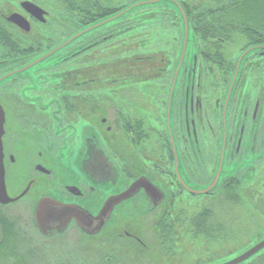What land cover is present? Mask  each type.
<instances>
[{
  "label": "flooded vegetation",
  "instance_id": "flooded-vegetation-1",
  "mask_svg": "<svg viewBox=\"0 0 264 264\" xmlns=\"http://www.w3.org/2000/svg\"><path fill=\"white\" fill-rule=\"evenodd\" d=\"M110 1L102 0L105 5L90 4L88 8V0H54L50 9L39 0H0V263L46 264L53 255L59 263L86 264L95 260L96 249L89 243L110 228L112 232H120L114 247L122 249L125 243L134 242L146 248L142 239L130 232L139 216L138 221H142L139 229H143L147 218L162 205L170 206L169 212H173L176 201H180L183 195L211 200L225 196L235 204V198L242 199L237 194L236 182L242 180L248 170L264 164V102L246 99V110L242 116L247 120L248 127L259 125V128L250 129L256 131V136L258 134L257 143L246 144L244 136L249 128H241L235 144L233 133L237 136V132L234 120L238 115L231 120L237 83L245 60L257 52L264 57V48L246 52L264 46V43L251 45L241 52L233 65V76L224 97L215 99L216 116L221 122L217 128L221 143L215 144L213 158L216 166L209 178L197 170L204 167V163L192 169L194 163L189 162L186 151L178 143L174 125V105L181 76L190 59V47L200 37L193 33L222 42L225 41L222 34H229L224 29H231L235 34L261 40L264 38V19L258 16H263L258 9L263 12V8L256 9L254 18L252 13L240 18L234 15L241 23L220 12L221 24L215 26L218 23H210L209 17L190 16V5L186 0H176L186 14V32L181 11L172 0H158L161 2L128 11L117 19L115 16L128 7L150 0L133 1L119 7L111 5ZM13 5L16 9L12 10ZM157 6L162 10H169V6L178 10L172 9L178 12L174 23L179 29L173 38L180 43L163 118L165 130L162 136L166 138L164 150L167 155L164 169L167 185L164 188L157 178L159 165L156 162H150L141 173L136 167L130 173L128 169H133V160L119 161V155L106 141L111 140L110 137L134 141L139 152L143 142L149 139L152 120L145 118L144 121L139 115H123L122 111L114 109H109L105 115H91L88 111V82L74 81L75 84H71L66 79L68 69L61 66L58 58L61 52L82 41L88 48L81 53L92 55L109 40L145 37L135 33L138 22L142 20H136L135 15L133 18L130 16L136 10ZM88 19H91L89 23ZM100 21L107 22L62 50L53 52L89 25ZM104 28L106 30L98 32ZM47 35L51 38L46 43L44 37ZM186 37L187 48L182 55ZM211 46L213 56L222 52L223 44L212 42ZM81 53L73 54L79 56ZM47 55L50 56L46 58ZM178 65L180 74L169 113L168 103ZM197 163L200 162L196 161L195 165ZM217 174L220 175L218 186L207 194H201L213 183ZM180 191L182 194L177 193ZM259 200H263L264 206V193L258 196L255 205V210L264 218L257 208ZM140 203L145 205L146 210L139 216L133 215L134 218L128 217L125 229L121 230L119 224H115L120 220L119 212L125 208H139ZM104 210L106 213L100 219L103 226L98 233L91 234L90 231L98 228L99 222L95 218H99ZM206 216H212L210 208L199 214L192 226L200 235L213 238L224 227L209 224V220H203ZM165 230L171 239L173 229L168 227ZM110 236H105L102 250L108 251L112 246ZM262 241L264 239L259 243ZM121 260L120 257H112L104 263L120 264Z\"/></svg>",
  "mask_w": 264,
  "mask_h": 264
},
{
  "label": "rangeland",
  "instance_id": "rangeland-1",
  "mask_svg": "<svg viewBox=\"0 0 264 264\" xmlns=\"http://www.w3.org/2000/svg\"><path fill=\"white\" fill-rule=\"evenodd\" d=\"M39 1L52 9L51 2L54 0ZM101 1L88 0V8L90 4L105 5ZM133 1L138 0H112L110 4L119 7ZM186 1L190 5V16L209 17L210 23H218L215 26L221 24L220 12L230 18L234 15L240 18L241 15L247 16L252 13L254 18L256 9L263 8V12L262 9H258V13H262L263 16L259 14L258 16L264 19V0ZM13 9H16L14 5ZM168 9L162 10L159 6L146 7L136 10L130 16L133 18L135 15L136 20H142L138 22L139 27L135 33L145 35L143 38L128 36L109 40L104 42L102 47H98L97 52L92 55L81 53L84 48H88V45L82 41L58 55L61 66L68 69L66 79L70 80L71 84H75L74 81L88 82V111L91 115H105L106 111L114 109L122 111L123 115H139L144 121L145 118L152 120L149 125L148 133L151 132L149 139L143 142L139 152L138 144L134 141H126L123 138L119 140L114 137L106 141L119 155V161L133 160L131 165L133 169H128L130 173L135 167L141 173L150 162H156L160 166H157V176H159L157 178L162 182L159 183L163 188L167 185L166 180L164 182L167 155L164 150L166 138L162 136L165 130L163 118L166 114L174 66L180 53V43L178 39L173 38L179 32L178 25L174 23L178 10L171 6ZM172 9L177 11L174 12ZM160 12L166 14L162 15ZM235 20L240 22L236 18ZM90 21L91 19H88V23ZM104 30L106 29H100L98 32ZM224 31H229V34H222V39L225 40L222 42L219 39H206L192 32L200 37H197L194 46L190 47V59L182 73L174 105V125L179 137L178 143L182 150L186 151L189 162L194 163L193 170L204 163V167L197 170L208 178L216 166L213 158L215 144L221 143V138L217 134L218 123L221 126V122L216 116L218 111L215 108V99L224 97L233 76V65L241 52L251 45L264 43V38L257 40L235 34L231 29ZM44 38L47 43L51 35ZM212 42L223 44L222 52L218 56L212 55ZM77 52L81 54L79 56L73 54ZM237 85L231 115V120L238 115L234 120L236 123L234 130L237 132V136L233 133L234 142L237 143L241 128H249L244 136L245 143L253 145L258 142L256 139L258 134L256 136V131L250 129L259 128V125L248 127L247 120L242 116L246 110V99L264 102V57H260L258 52L245 60ZM93 120H96V117H93ZM131 138L133 139V136ZM196 161L200 163L195 165ZM263 184L264 164L257 169L248 170L243 179L236 182L237 194H240L242 199L235 198V204L225 196L211 200V198L193 199L183 195L180 201H176L173 212H169L170 206L162 205L155 214L147 218L148 221L145 222L143 229L142 227L139 229L142 221L138 220L139 215L146 210L145 205L140 203L139 208H125L119 212L120 220L115 224H119L120 229L124 230L128 217L134 218L133 215H138L137 223L130 232L139 236L146 244V248L134 242L125 243L122 249L114 247L118 240L117 234L120 232H112L110 228V231L104 232L102 236L92 239V243H89L96 249V253L95 260L86 264H105L104 260L112 257H120L122 259L120 264H224L231 261L264 239V218L255 210L258 196L264 193ZM177 193L182 194L181 191ZM207 208L211 209L212 216H206L203 220L224 227V230L213 235V238L200 235L192 226L196 217ZM168 227L173 229L171 239L167 229L165 230ZM109 235H111L109 243L112 246L110 245L108 251L102 250L105 236ZM46 264L65 263H59L52 255ZM245 264H264V252Z\"/></svg>",
  "mask_w": 264,
  "mask_h": 264
},
{
  "label": "water",
  "instance_id": "water-1",
  "mask_svg": "<svg viewBox=\"0 0 264 264\" xmlns=\"http://www.w3.org/2000/svg\"><path fill=\"white\" fill-rule=\"evenodd\" d=\"M163 1V0H162ZM174 3H176V5L179 7L180 11H181V14L183 16V19H184V23H185V28H186V32H188V24H187V19H186V14L184 12V9L182 8L181 4L176 1V0H172ZM161 1H158V0H150V1H141V2H138L134 5H132L131 7H128L123 13H119L118 15L115 16V18H119L121 15L127 13L128 11H133L137 8H140V7H143V6H146V5H152V4H156V3H159ZM37 9V8H36ZM38 11V9H37ZM33 14H35L36 16H38V14L34 11H32ZM107 22V21H106ZM106 22L104 21H100L98 22L97 24H92V25H89L86 29H84L80 34L76 35L75 37H73L72 39L70 40H67L66 42H64L63 44H61L59 47H57L53 52H57L59 50H62L63 48L67 47L71 42H73L74 40H76L77 38H79L80 36L86 34V33H89L97 28H100L103 24H105ZM187 43H188V39L187 37L185 38V45H184V51L182 52V55L186 52V48H187ZM259 48H264V46H260V47H254L252 49H250L248 52H246V54H248L249 52H251L252 50H255V49H259ZM52 52V53H53ZM51 53V54H52ZM50 56V55H47L46 58ZM245 56V55H244ZM243 56V57H244ZM242 57V58H243ZM180 64V63H179ZM180 74V65H178L176 71H175V74H174V77H173V84H172V87H171V95H170V99H169V103H168V111L170 113L171 111V106H172V100H173V96H174V92H175V89H176V86H177V82H178V76ZM237 74H238V68H237V73H236V76L234 78V81L237 77ZM234 81H233V84L231 86V89H230V94L232 92V88L234 86ZM3 115V114H1ZM171 141H172V145H173V148H174V151L176 152L175 150V142H174V137L173 135L171 136ZM219 177L220 175L217 174L216 178L214 179L213 183L205 190L203 191L201 194H207L209 192H211L212 190H214L217 186H218V183H219ZM257 208L258 210L264 215V206H263V200H259L258 201V204H257ZM104 213H106V211L104 210L99 218H95L96 220H98V228L96 231H90L91 234H96L99 232V229H101V227L103 226V221H101L100 219L104 216ZM264 250V241H262L261 243L257 244L256 246H254L253 248H251L250 250L246 251L244 254H242L241 256L229 261V262H226L224 264H244L246 262H248L250 259H252L254 256H256L257 254L261 253L262 251Z\"/></svg>",
  "mask_w": 264,
  "mask_h": 264
}]
</instances>
